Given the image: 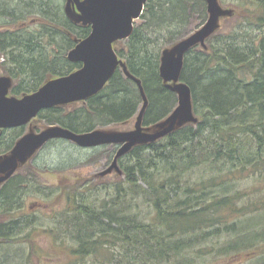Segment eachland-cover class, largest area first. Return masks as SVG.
<instances>
[{"label":"trees","instance_id":"16d2710c","mask_svg":"<svg viewBox=\"0 0 264 264\" xmlns=\"http://www.w3.org/2000/svg\"><path fill=\"white\" fill-rule=\"evenodd\" d=\"M250 1L255 5L250 23L259 35L225 36L209 51L196 47L186 55L181 81L191 88L196 121L120 158L124 183L107 187L103 198L92 196L98 186L87 181H63L52 196L38 185L42 203L47 198L66 202L52 227L24 213L35 180L14 175L2 186L0 264H33V257L42 258L35 243L39 229L61 252L65 249L71 262L103 256L107 264H194L209 255H264V202L238 208L237 202L250 194L215 191L228 187L217 181L236 173H259L264 183V0ZM58 2L0 0L1 71L13 81V97L37 92L48 81L82 67L64 55L92 28L68 17ZM194 15L205 21V3L148 0L131 37L114 44L148 100L144 129L164 122L178 104L177 94L160 75L162 52ZM32 17L36 29L29 31ZM142 104L140 87L118 68L98 95L45 110L35 120L83 134L128 122ZM25 128L0 130V160L13 152ZM25 161V156L20 159ZM196 170L202 178L193 181L189 174ZM204 173L211 174L206 178ZM260 213L262 220L254 224L252 216ZM258 224L260 229L254 227ZM223 234L229 235L224 242ZM16 244L28 245L29 251L8 249Z\"/></svg>","mask_w":264,"mask_h":264},{"label":"water","instance_id":"95a60500","mask_svg":"<svg viewBox=\"0 0 264 264\" xmlns=\"http://www.w3.org/2000/svg\"><path fill=\"white\" fill-rule=\"evenodd\" d=\"M204 1L209 13L207 22L192 36L162 54L160 75L178 95V105L163 122L162 128L158 132L150 133L143 127L148 100L141 81L130 75L114 49L116 42L131 37L135 23L141 20L148 0H68V16L92 27L90 35L78 43L68 55L71 62L81 63L82 67L68 76L48 81L37 92L22 98L9 97L12 80L1 77L0 130L27 126L45 110L84 102L98 95L118 68H122L124 74L136 82L142 94L144 104L137 114L135 130L121 133L94 130L77 134L61 126H52L41 133L25 135L13 152L0 161V189L16 174L22 157L54 140L69 141L83 149L118 146L119 150L112 165L117 168L118 159L137 145L155 143L173 133L178 125L195 122L191 88L181 81L185 56L193 48L203 46L218 29L220 18L227 15L218 0ZM74 7L78 14L74 13Z\"/></svg>","mask_w":264,"mask_h":264},{"label":"rangeland","instance_id":"374dc122","mask_svg":"<svg viewBox=\"0 0 264 264\" xmlns=\"http://www.w3.org/2000/svg\"><path fill=\"white\" fill-rule=\"evenodd\" d=\"M57 1H59L58 3H60V6L66 13L68 0ZM218 1L220 6L225 11H227V15L219 20L218 29L216 30L215 34L206 42L204 46H200L198 48V51H209L212 47V44H216L219 38H224L225 36L231 37L239 34L241 35L243 32L249 33L253 36L259 35L258 32L255 31L256 28L250 23L253 16L251 12L255 11V5L252 4L250 0H246L248 2H251L250 4H245V0ZM73 10L74 13L78 14L75 7L73 8ZM208 17L209 15L207 12L206 19L203 22L196 15L192 16L189 19V22L185 29L181 31L180 37L172 43L165 45L163 52L166 50H172L182 40L187 39L188 37L196 33L197 30L203 24H205V22L208 20ZM33 22H36V18L34 17H32L31 20H28V23L31 27L29 31L36 29V24ZM141 22L142 21L139 20L136 22V24H141ZM71 37L74 38L72 34H70V38ZM77 42L78 40H76V43ZM69 52L70 51L66 52L64 55L67 57V59ZM3 58L4 56L0 52V78L7 76L4 75L1 71ZM11 86H13V81H11ZM142 106L143 104L141 105L140 109L142 108ZM136 122L137 116L126 123L114 124L107 127H97L96 130L104 131L107 133L130 132L135 130ZM162 125L163 122L161 124L152 126L149 129H145V131L150 133L158 132L162 128ZM185 125H187V123L180 124L176 127V129L180 126ZM52 126L58 125H49L41 120L32 121L29 125L26 126L25 130L23 131V135L17 140L16 145L23 136L28 134L41 133L51 128ZM118 150L119 148L114 145L100 146L92 149H83L69 141L54 140L53 142H50L37 150H33L31 153L28 152L27 155H25V163L19 164V168L15 175H19L20 177L25 178L30 176V179L35 180V182L31 184L33 186L28 190L29 194L27 195L24 213H29L34 218H37L39 222L43 223L41 226L52 227L55 220L54 217L58 213V210H63L66 208V202L63 198L56 201L47 198L45 199V203H42L44 197L40 195L37 196L36 193V187L38 185H42L43 188H47L48 192L51 191L50 195L52 196L53 193L56 194V192L59 191V189L61 188V184H63V181L64 183L66 182L67 185H70L71 182L75 181H87L91 184V186H93V188L95 186H98V190L93 192L92 196H99L100 198H103L108 194L106 193L107 187H110L112 184L115 185L117 183H124L125 180V176L120 168L119 162L117 168L112 167ZM4 155H6V153ZM4 155L1 157V160L4 157L8 156ZM210 174L211 173H204V177L208 178ZM260 175L261 174L259 173L251 174L249 172H246L245 174L236 173L230 178L227 176H223L222 181H217V184H228V187L220 184L223 185V189L221 190L219 188H216L215 191L223 192L222 195H232L236 192H245L246 194H250V196L247 197L244 201L237 202V204L239 205L238 208H243L250 203L260 204L261 202H264V183H262V178ZM189 178L193 181H198L202 178V173L197 170L196 172L192 171V173L189 174ZM49 200L51 201L49 202V204H47L46 202H48ZM143 210H147V207H143ZM260 215L262 214L260 213L259 216ZM259 216H257V214H254L252 216V219H254V224H256V221L262 220L261 216ZM0 219L2 218L0 217ZM254 227H259L260 229L262 226L260 227V224H258L254 225ZM39 231L40 234L36 235L35 243L39 248H41L42 255L40 257L42 258L33 257V264L108 263V261L105 260L103 256H91L84 261L75 259L73 260V262H71L65 249V252H61L63 248L60 247L62 249L61 250L59 247L54 245V239L52 237L46 235L43 231H41V229H39ZM228 237V234H223L222 242H224ZM66 243L70 244L71 240L69 238H66ZM8 249L12 250V252H25L29 251V246L26 244H16L13 245V247H9ZM194 264H264V255L261 256L254 253H245L240 256L232 257H230L229 255L219 257L215 255H209L207 257H203L202 259H197Z\"/></svg>","mask_w":264,"mask_h":264},{"label":"flooded vegetation","instance_id":"af4514ba","mask_svg":"<svg viewBox=\"0 0 264 264\" xmlns=\"http://www.w3.org/2000/svg\"><path fill=\"white\" fill-rule=\"evenodd\" d=\"M196 1H200V2H203V3H205V5H206V11L208 12V10H207V3H206V1H204V0H196ZM231 13V12H230ZM198 17V16H197ZM3 61H4V58H3Z\"/></svg>","mask_w":264,"mask_h":264},{"label":"bare ground","instance_id":"6f19581e","mask_svg":"<svg viewBox=\"0 0 264 264\" xmlns=\"http://www.w3.org/2000/svg\"><path fill=\"white\" fill-rule=\"evenodd\" d=\"M260 33V32H259ZM194 116H195V114H194ZM195 118H196V116H195Z\"/></svg>","mask_w":264,"mask_h":264}]
</instances>
